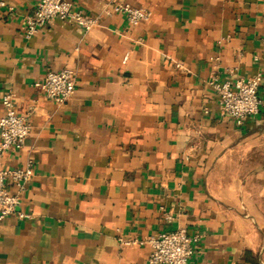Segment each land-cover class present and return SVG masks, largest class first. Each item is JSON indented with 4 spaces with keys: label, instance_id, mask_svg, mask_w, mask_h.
<instances>
[{
    "label": "crops",
    "instance_id": "obj_1",
    "mask_svg": "<svg viewBox=\"0 0 264 264\" xmlns=\"http://www.w3.org/2000/svg\"><path fill=\"white\" fill-rule=\"evenodd\" d=\"M1 1L0 113L12 91L32 126L1 165L35 170L0 222V264H148V244L118 237L180 227L201 235L189 264H264V80L242 125L210 84L264 78V0H72L99 24L55 19L30 38L38 0ZM111 1L152 16L134 26L103 14ZM63 68L78 79L58 104L34 83Z\"/></svg>",
    "mask_w": 264,
    "mask_h": 264
},
{
    "label": "built area",
    "instance_id": "obj_2",
    "mask_svg": "<svg viewBox=\"0 0 264 264\" xmlns=\"http://www.w3.org/2000/svg\"><path fill=\"white\" fill-rule=\"evenodd\" d=\"M0 5L4 6L5 3L1 1ZM113 13L125 14L134 26L148 21L152 16L148 9L118 1L109 2L103 10L105 15ZM100 17L87 15L76 9L72 0H38L35 12L26 16V36L32 37L39 28L55 19L73 21L89 32L99 24ZM77 79V71L73 68L50 70L44 79L36 81L34 86L45 98L63 104L75 94ZM263 80L262 74L235 80H223L213 75L210 84L217 94L221 112L242 125L247 118L256 116L261 110L263 100L259 90ZM1 102L3 108L0 113V222L16 211L21 193L32 180L35 170L33 158H29L24 165L14 168H5L1 165V160L7 152L19 150L24 146L32 129L28 116L19 112L12 91L4 93ZM9 183L14 184L18 191L12 192ZM165 218L169 222L174 219L170 213H166ZM200 238V234L191 235L186 228L180 227L147 238L119 236L118 242L122 246L148 244L150 246L148 264H189Z\"/></svg>",
    "mask_w": 264,
    "mask_h": 264
}]
</instances>
